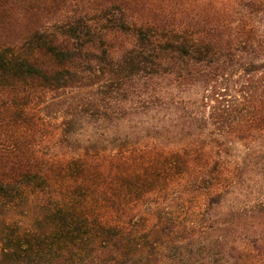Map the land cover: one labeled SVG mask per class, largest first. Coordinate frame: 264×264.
Listing matches in <instances>:
<instances>
[{"label": "trees", "instance_id": "trees-1", "mask_svg": "<svg viewBox=\"0 0 264 264\" xmlns=\"http://www.w3.org/2000/svg\"><path fill=\"white\" fill-rule=\"evenodd\" d=\"M0 9L42 18L0 41V264H264V0ZM74 89L80 150L38 154Z\"/></svg>", "mask_w": 264, "mask_h": 264}, {"label": "rangeland", "instance_id": "rangeland-1", "mask_svg": "<svg viewBox=\"0 0 264 264\" xmlns=\"http://www.w3.org/2000/svg\"><path fill=\"white\" fill-rule=\"evenodd\" d=\"M40 22H42V18L38 16H35V18L31 20V17L29 15L27 17H22L19 15H15L12 12H8L7 9H0V41H6L5 43L13 42L11 40L19 38L21 33L27 30L28 26L32 27ZM73 92H76V90H68L60 92V94L58 92L53 94L51 93L48 96V101L50 102L49 105L45 104L40 109L39 114L42 117L41 122L44 123V125H41L40 120L38 124L40 125L41 130L44 129V135L42 142H40L36 147L38 154H42L47 157L70 156L73 152H78V150H80L81 142L79 144V147L74 149V147H71V145L62 138L61 126L64 121V116L75 111L74 108H71L69 103V97L74 94ZM54 94L59 97L52 98ZM62 103L64 105H62ZM130 109V107L127 109V111H129V114L127 115L126 119H134L137 121L141 120L140 117H136L132 113H130ZM86 137L87 136H85L83 132V134L80 136V139L86 140ZM140 142L142 145H146L147 141L144 133L140 134ZM254 145L259 146V143L253 144V146ZM234 149L235 150H233L232 154H230L229 157L234 160V163L240 162L243 157V153L247 152V149L241 145H236ZM232 168L236 169L237 166H233ZM254 192H252V195H254ZM253 199V197L248 198V200L250 201H252Z\"/></svg>", "mask_w": 264, "mask_h": 264}]
</instances>
